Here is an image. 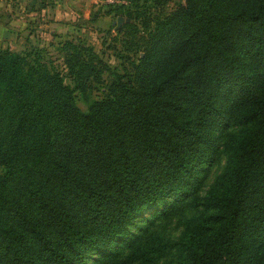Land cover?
Masks as SVG:
<instances>
[{
  "label": "trees",
  "instance_id": "16d2710c",
  "mask_svg": "<svg viewBox=\"0 0 264 264\" xmlns=\"http://www.w3.org/2000/svg\"><path fill=\"white\" fill-rule=\"evenodd\" d=\"M184 1L101 14L131 21L120 73L75 40L56 60L0 50V264L136 263L186 209L200 212L176 264H264V0ZM95 85L83 113L76 93ZM222 148L226 170L200 197Z\"/></svg>",
  "mask_w": 264,
  "mask_h": 264
},
{
  "label": "rangeland",
  "instance_id": "374dc122",
  "mask_svg": "<svg viewBox=\"0 0 264 264\" xmlns=\"http://www.w3.org/2000/svg\"><path fill=\"white\" fill-rule=\"evenodd\" d=\"M113 1L116 3L109 4L106 0H0V50L8 49L17 53L43 50L48 54L47 58L56 60L59 58L57 51L59 43L66 39L75 40L92 47L111 70L120 73L122 69L119 52L122 49L118 41L120 37L116 33L117 19H123L121 27L124 24H131V21L124 18V13L110 17L101 14H104L109 6L125 4L127 8L125 16L126 12L136 14L146 12L148 16L161 9L169 12L178 4L185 3L184 0H162L158 6L156 0ZM96 14L101 15L99 24L92 21ZM141 18L134 22L140 30ZM63 25L69 28L66 29ZM59 63L61 62L57 60L55 64ZM107 78L109 77L105 74L103 79L108 80ZM66 83L69 84L70 81L67 79ZM103 90L100 85H95L93 91L85 95L76 93L77 107L86 113L89 104L103 97ZM229 154L230 152L222 148L215 161L205 168L198 188L200 197L205 196L218 182L226 170ZM199 212L200 209H186L156 223L153 230L156 237L162 240L160 247H156V251L146 259L132 264H176L179 253L174 243L179 240L184 230L194 225ZM150 214L149 211L142 213L134 232H138L144 226Z\"/></svg>",
  "mask_w": 264,
  "mask_h": 264
},
{
  "label": "water",
  "instance_id": "95a60500",
  "mask_svg": "<svg viewBox=\"0 0 264 264\" xmlns=\"http://www.w3.org/2000/svg\"><path fill=\"white\" fill-rule=\"evenodd\" d=\"M122 22H123V19H122V18H118V19H117V26H116V29H119V28L121 27ZM127 22H129V21L127 20Z\"/></svg>",
  "mask_w": 264,
  "mask_h": 264
},
{
  "label": "crops",
  "instance_id": "0c3cea01",
  "mask_svg": "<svg viewBox=\"0 0 264 264\" xmlns=\"http://www.w3.org/2000/svg\"><path fill=\"white\" fill-rule=\"evenodd\" d=\"M100 21H101V19H100V17L97 19V21H95V23L94 24H99L100 23ZM0 25H1V23H0ZM63 27H66V29L67 28H69V26H67V25H63ZM67 40V39H66Z\"/></svg>",
  "mask_w": 264,
  "mask_h": 264
},
{
  "label": "built area",
  "instance_id": "2783aa9c",
  "mask_svg": "<svg viewBox=\"0 0 264 264\" xmlns=\"http://www.w3.org/2000/svg\"><path fill=\"white\" fill-rule=\"evenodd\" d=\"M106 1H107V3H109V4H110V3H111V4H112V3H116V1H113V0H106Z\"/></svg>",
  "mask_w": 264,
  "mask_h": 264
}]
</instances>
